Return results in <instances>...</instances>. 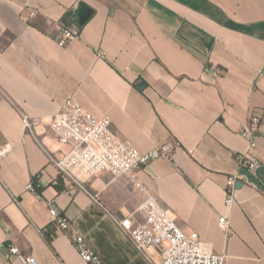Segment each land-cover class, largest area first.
Returning a JSON list of instances; mask_svg holds the SVG:
<instances>
[{"label": "crops", "instance_id": "crops-1", "mask_svg": "<svg viewBox=\"0 0 264 264\" xmlns=\"http://www.w3.org/2000/svg\"><path fill=\"white\" fill-rule=\"evenodd\" d=\"M79 3L94 11L82 27ZM61 27L77 33L66 45ZM69 99L141 153L175 143L136 180L225 264H264V0H0V264H22L12 246L37 264H87L51 224V201L106 264H159L112 218L145 220L134 180L102 172L72 193L52 164L70 150L51 127ZM24 115L41 120L33 132ZM253 117L251 146L242 133ZM249 152L254 172L239 165Z\"/></svg>", "mask_w": 264, "mask_h": 264}, {"label": "built area", "instance_id": "built-area-1", "mask_svg": "<svg viewBox=\"0 0 264 264\" xmlns=\"http://www.w3.org/2000/svg\"><path fill=\"white\" fill-rule=\"evenodd\" d=\"M60 31L61 45L70 43L77 36L76 32L65 27H61ZM40 121L39 118L23 116L25 130L30 132L34 131ZM260 123L259 118L253 117L243 130L242 136L251 146ZM51 127L60 143L70 147L67 153L50 156V159L63 181L69 184L72 193L78 190L87 192V182L102 172H109L114 177L127 176L143 191L145 200L140 207L145 215L143 222L135 223L132 217L118 219L112 216L139 253L150 259L148 251L157 250L162 258L159 264H225V255L206 251L198 233H186L181 229L150 191L136 180L135 173L151 162L171 159L175 143L167 142L147 153H141L131 143L120 141L113 134L110 118L93 115L73 99L64 104L63 109L54 117ZM238 159L241 168L252 172L261 165L259 158L252 152L240 155ZM236 180L237 176L234 175L228 178L227 207L233 205ZM28 189L35 191V185L31 183ZM49 215L51 224L62 231L71 232L73 244L83 262L106 264L88 245L85 237L72 229L70 221L60 214L55 201L49 203ZM219 226L229 236L230 223L226 217L220 218ZM7 257H16L22 264H37L33 257L23 255L15 246L9 248Z\"/></svg>", "mask_w": 264, "mask_h": 264}, {"label": "water", "instance_id": "water-1", "mask_svg": "<svg viewBox=\"0 0 264 264\" xmlns=\"http://www.w3.org/2000/svg\"><path fill=\"white\" fill-rule=\"evenodd\" d=\"M94 11L83 3H79L75 11L74 21L77 26H84L92 17Z\"/></svg>", "mask_w": 264, "mask_h": 264}]
</instances>
